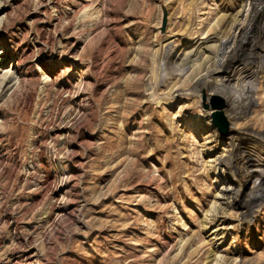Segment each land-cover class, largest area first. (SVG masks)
<instances>
[{"label": "rangeland", "instance_id": "1", "mask_svg": "<svg viewBox=\"0 0 264 264\" xmlns=\"http://www.w3.org/2000/svg\"><path fill=\"white\" fill-rule=\"evenodd\" d=\"M73 1L0 0V264H264V199L245 208L264 158V27L220 67L227 93L258 72L256 104L232 124L220 80L188 88L222 62L230 28L205 43L220 19L246 24L241 0H196L189 33L190 2L165 0L182 71L162 103L148 79L165 1L100 0L67 17ZM231 125L254 162L229 157Z\"/></svg>", "mask_w": 264, "mask_h": 264}, {"label": "bare ground", "instance_id": "2", "mask_svg": "<svg viewBox=\"0 0 264 264\" xmlns=\"http://www.w3.org/2000/svg\"><path fill=\"white\" fill-rule=\"evenodd\" d=\"M95 1L99 2L100 0H74L71 8L69 9L70 11L68 12L67 17L76 15L79 12H82L84 15H90L91 6L95 3ZM188 1L190 2L188 7L185 6L182 8L183 10H181L183 12V16L181 19V25L183 26V29L186 32H188V30L187 28L185 29V27L192 25V22H194V19L196 18L195 16L197 14H200L202 12V9L204 10V8H201L200 5H198L196 0H188ZM204 1L203 3L200 2V4L201 3L204 4ZM176 4L175 2L167 3L165 1V3L163 2V5H161L162 12H163V19H162L161 25L164 24L165 31L161 30L160 28L158 29L159 30L158 31L159 33L157 32L158 39L154 46L155 51H156L154 55L156 58V59L154 58L155 59L154 66H153L154 70L152 69L153 73L152 75H150L148 79L149 86H150L148 89L149 96H151L150 98H152L153 100H158L159 103H162V101H165V100L170 102L176 98L174 95H169V96L165 95L164 91L162 90H164L163 89L164 87H167L169 85V80L167 78L168 76H171L170 80H174L176 78L177 72L182 71L181 69L180 70L176 69V67L174 66L173 61H174V58L177 57L176 55L178 54V50H175L176 41L172 40L173 39L172 35L167 30L169 27L168 23L171 21L169 14L172 8L174 9ZM1 5H0V8H1ZM243 5L248 6L246 7L248 9L246 10V15H245L246 21L244 20L245 21L244 23H246L245 25L236 24V23L231 24L229 23L231 22V19L230 21L228 20L226 21V18H221L220 22L222 24H219L218 28L211 29V32L208 34L207 41H205V43H208L214 40L215 38H218L221 32H224L230 28L229 33L232 32V34L229 36L231 38V42L227 43V46L225 45L226 47H223V49H221V50H224L221 64H219L218 67L213 68V69H207L208 67L204 65L203 69L206 70L205 76L195 81V83L192 82V84L188 88V90H191V91L192 90H202L203 88H208L212 84V82L216 80L218 82V80H220L221 87L215 90V94L222 95L224 97V101L226 104L224 113L227 114V118L232 124L234 123L236 124L240 120V118H242L244 114H246L252 107L255 106L256 103H255L254 91L257 85L256 78H257L258 72L255 71L251 73L250 75H248L244 85L242 86V88H240V90H234L232 92L228 91L227 93V91L225 90L226 84L223 82L224 80L222 81L221 79L222 77L220 74V72L222 71L221 66H224L227 62V65L225 66L227 67L228 64H230L231 61L235 57L239 56L240 54L243 55V52L245 50H248L252 44V39L254 37L253 35L254 31L256 32V30L261 28V26L262 28L264 27V0H241V6L243 7ZM3 23H4L3 21H0V28L2 27ZM179 27H180V24L177 26V28ZM173 55H175L176 57H174ZM230 58H233V59H230ZM18 65L19 63L17 64V66ZM261 70L263 69L261 68ZM19 78L20 77L15 78L14 83L9 88V91H12L15 93L17 89L21 88V86L23 87L25 82L18 81ZM1 79L5 80L8 78L6 77V75L5 76L2 75ZM80 79L81 80L84 79L83 75L80 76ZM75 98L76 96H73L71 100L75 104L74 109H75V112H77V111H80V109L82 108V104L77 103V99ZM213 113H215V110L214 108H210V107L205 113V117L208 118L209 122H211ZM234 126L231 125L230 127L231 128L230 133L232 135H231V138L229 139V157L231 158V160L236 159V162L238 161L248 162V163L254 162V156L256 153V151L254 150L258 149L257 146H255L253 149L250 147L242 148L241 145H242V142H244L246 138L244 136L246 134L237 133V130L233 128ZM258 146L259 148L261 146L264 147L263 139H262V142L258 143ZM2 162H3V159H2ZM255 164L257 165L256 167L257 169L256 171H254V177H257L255 181V184H257V187H256L255 193L253 195H250L246 202L245 208H247L249 212H252L251 209L254 206L258 205L264 199V188L262 187V183H260V180L264 177V158L257 161V163ZM234 170L237 171L236 174L238 175V179L240 182L246 181V178L250 179L251 175H249V173L248 174L245 173L246 176L242 175V167L239 166V163L234 165ZM68 177L69 176H67V178ZM230 189H232L229 191H231V194L233 196L236 194V192H238V190L235 189L234 187ZM52 194H56V191H53Z\"/></svg>", "mask_w": 264, "mask_h": 264}, {"label": "water", "instance_id": "3", "mask_svg": "<svg viewBox=\"0 0 264 264\" xmlns=\"http://www.w3.org/2000/svg\"><path fill=\"white\" fill-rule=\"evenodd\" d=\"M213 122L216 124L223 132L225 131L226 123L222 112L215 113L213 115Z\"/></svg>", "mask_w": 264, "mask_h": 264}]
</instances>
